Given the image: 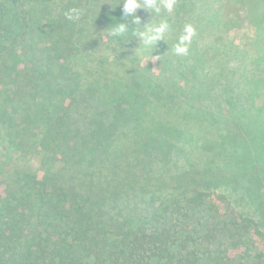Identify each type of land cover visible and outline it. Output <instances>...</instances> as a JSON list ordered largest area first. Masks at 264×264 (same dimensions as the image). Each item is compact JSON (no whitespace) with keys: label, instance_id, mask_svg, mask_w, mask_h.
<instances>
[{"label":"trees","instance_id":"trees-1","mask_svg":"<svg viewBox=\"0 0 264 264\" xmlns=\"http://www.w3.org/2000/svg\"><path fill=\"white\" fill-rule=\"evenodd\" d=\"M121 2L0 0V264H264L257 222L203 190L232 165L250 187L264 182L242 166L264 156V105L250 116L264 15L244 0L262 24L247 51L205 42L236 24L215 0H176L160 16L138 9L137 27L170 25L145 49L135 25L107 36L130 19ZM72 7L84 13L75 23L64 17ZM150 51L158 71L141 64ZM220 116L215 140L187 125Z\"/></svg>","mask_w":264,"mask_h":264},{"label":"rangeland","instance_id":"rangeland-1","mask_svg":"<svg viewBox=\"0 0 264 264\" xmlns=\"http://www.w3.org/2000/svg\"><path fill=\"white\" fill-rule=\"evenodd\" d=\"M99 1L101 3L106 2V0H98V2ZM211 3L212 0H208V4L210 5ZM214 5V8L216 9L222 8L224 5H226L227 9L224 7L225 14L230 18V20L236 21V24L229 22L227 30L206 34L205 36L208 38L205 39V42L208 43L209 39L213 40L215 36H218L222 37L223 39L227 38V40H233L236 46L240 47L241 49L246 48L248 51L251 48L250 45L253 39L256 38V35L262 26L261 22H257L255 19L251 20L249 18L247 4L244 3V0H215ZM249 5L251 11L252 8L255 7L258 17L261 14L264 15V0H251V4ZM255 52V65L253 66V71H255V77L253 81L254 95L252 97L258 103L256 102L257 104L255 111L250 112V116H252V118H256V113L259 109L258 104L260 103L264 105V41L260 40L257 42ZM250 54L251 52L247 53L249 60L252 58ZM141 64L142 66L152 64V69L155 71L160 70L158 60H152L149 56L142 58ZM257 114L259 115L260 112ZM260 115L263 116V112H261ZM222 117L223 116L217 117L216 120H213L212 124H209V126L206 127H200L199 123L195 122H189L187 125L194 129L192 132L196 134V136L198 135L200 138L204 137L210 140H215V136L221 134L224 135L226 133V131L218 132V128L222 125L219 123ZM227 123L228 125L230 124L229 128L232 131L237 132L236 130H233L235 124L232 120H230V123ZM203 129L209 133L205 131L201 132ZM201 142H203V140ZM211 154L212 152L205 151L204 156L199 155L197 165L202 168L204 163H207L209 160L208 157ZM262 154L264 153L262 152ZM260 155V153L257 155H251V165H242L246 167L248 174L254 172L257 175L264 177V156ZM32 164L36 167L37 161L33 160ZM234 167L235 165H232L228 168H220V170L214 172L212 176H209L208 174V179H205V181L208 183L204 186L206 189L203 190L209 192L212 199H214L221 206V209L226 213H241L242 215L247 216L257 222L262 234L261 236H257L258 240H256V243L257 247L262 250L264 248V182L258 187H250L247 182L248 175H242V177L237 179L234 178V174L236 173ZM241 182L245 185H240Z\"/></svg>","mask_w":264,"mask_h":264},{"label":"clouds","instance_id":"clouds-1","mask_svg":"<svg viewBox=\"0 0 264 264\" xmlns=\"http://www.w3.org/2000/svg\"><path fill=\"white\" fill-rule=\"evenodd\" d=\"M121 15L123 18H130L127 23H116L112 26L107 36L111 38H122L131 29L132 25L136 27L140 24V18L136 15L138 9H143L149 14L160 16L163 13L171 14L174 12L176 0H122ZM83 10L77 7L69 8L64 12V17L70 22H77L83 15ZM140 31L136 32V36L142 42L145 49H154L157 42L164 41L165 34L169 32L170 25L167 19H162L157 24L144 25ZM185 34L178 37V42L174 46L176 55H186L188 52L187 43L193 34L191 26H186ZM153 51L149 55L152 60H158L159 57H153Z\"/></svg>","mask_w":264,"mask_h":264}]
</instances>
